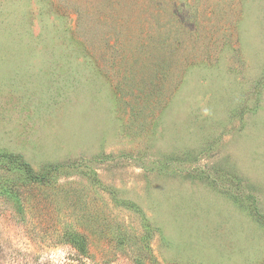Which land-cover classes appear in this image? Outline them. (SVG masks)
Listing matches in <instances>:
<instances>
[{
	"label": "rangeland",
	"instance_id": "374dc122",
	"mask_svg": "<svg viewBox=\"0 0 264 264\" xmlns=\"http://www.w3.org/2000/svg\"><path fill=\"white\" fill-rule=\"evenodd\" d=\"M1 154L0 264H264V0H0Z\"/></svg>",
	"mask_w": 264,
	"mask_h": 264
},
{
	"label": "trees",
	"instance_id": "16d2710c",
	"mask_svg": "<svg viewBox=\"0 0 264 264\" xmlns=\"http://www.w3.org/2000/svg\"><path fill=\"white\" fill-rule=\"evenodd\" d=\"M0 165L6 164V163H13L14 167V172L25 174L27 178L29 179H35L36 176H33L32 171L29 167V165L22 160H20L18 157H13V156H7V155H0ZM3 170V168H1ZM57 169V166H54L51 168V170L55 171ZM0 196H2L6 200H11L14 195V191L9 190L8 186L5 185L0 181ZM71 245L76 249V250H83L85 247V242L82 239H78L77 237L73 238L71 240Z\"/></svg>",
	"mask_w": 264,
	"mask_h": 264
}]
</instances>
